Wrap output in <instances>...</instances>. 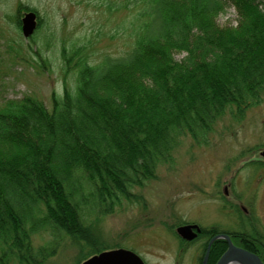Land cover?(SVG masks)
<instances>
[{"label":"trees","instance_id":"trees-1","mask_svg":"<svg viewBox=\"0 0 264 264\" xmlns=\"http://www.w3.org/2000/svg\"><path fill=\"white\" fill-rule=\"evenodd\" d=\"M120 2L135 27L122 53L96 60L84 46L63 47V91L50 108L33 95L0 104V264H44L64 238L81 247L76 264L120 248L104 244L89 218L140 204L138 190L184 140L206 143L220 121L264 103V0ZM230 6L237 25L221 27ZM29 11L35 40L44 24L36 10L20 5L15 24ZM240 226L235 245L264 264V230L250 215ZM42 233L54 241L36 248ZM218 233L203 230L202 256ZM226 250L215 241L208 264Z\"/></svg>","mask_w":264,"mask_h":264},{"label":"rangeland","instance_id":"rangeland-1","mask_svg":"<svg viewBox=\"0 0 264 264\" xmlns=\"http://www.w3.org/2000/svg\"><path fill=\"white\" fill-rule=\"evenodd\" d=\"M118 4L120 0H0V104L33 95L50 108L52 93L63 91V47L84 46L96 60L122 53L133 41L135 27L133 14ZM20 5L36 10L44 21L35 40L24 38L15 24ZM237 19L230 6L217 23L236 26ZM68 81L75 85L71 76ZM262 150L264 103L242 120L220 121L206 143L184 140L173 163L160 167L157 179L138 190L140 204L124 202L114 213L89 220L104 244L133 251L145 264H200L203 241L183 243L175 231L178 224L239 230L247 217L244 207L264 230ZM53 241L42 233L34 245L48 247ZM80 254L81 247L64 238L44 264H76Z\"/></svg>","mask_w":264,"mask_h":264},{"label":"water","instance_id":"water-1","mask_svg":"<svg viewBox=\"0 0 264 264\" xmlns=\"http://www.w3.org/2000/svg\"><path fill=\"white\" fill-rule=\"evenodd\" d=\"M37 15L34 12H27L21 19V30L23 37L28 39L32 37L37 29ZM264 158V150L260 152ZM200 228L197 225H181L177 227L176 234L184 241H193ZM225 240L227 250L223 253L216 264H263L258 255L234 245L228 235L221 234L213 237L207 247L203 264L208 263L210 248L216 240ZM81 264H145L144 261L133 251L123 248L103 251L94 255Z\"/></svg>","mask_w":264,"mask_h":264},{"label":"flooded vegetation","instance_id":"flooded-vegetation-1","mask_svg":"<svg viewBox=\"0 0 264 264\" xmlns=\"http://www.w3.org/2000/svg\"><path fill=\"white\" fill-rule=\"evenodd\" d=\"M224 195H225V197L226 198H228V187H225V190H224ZM234 207H236V205H233V208ZM241 210L245 213V215L246 216H249V211L246 209V208H244V207H241ZM181 225H197L199 228H200V233H198V235H197V237L193 240V241H191V243L192 242H197L198 241V239H199V237L201 236V234H202V232H203V230H206L207 228H204V227H202V226H200V225H198V224H195V223H186V222H183V224H181ZM180 226V225H179ZM221 234H225V235H228L229 237H230V239H231V241H232V243L235 245V243H234V241H233V238L234 237H236V235L238 234V230H235V231H228V230H222V229H220V233H218L217 235H221ZM217 235H215V236H217ZM214 236V237H215ZM212 239V238H211ZM210 239V240H211ZM210 240H209V242H210ZM222 240V239H221ZM217 241V240H216ZM223 241H225V240H223ZM187 242V241H186ZM209 242H208V244H209ZM226 242V241H225ZM208 244H207V247H208ZM226 244H227V242H226ZM213 245V244H212ZM212 247V246H211ZM227 247H228V245H227ZM210 250H211V248H210ZM206 251H207V248H206V250H205V253H206ZM205 253H204V255L202 256V260H201V264H203V260H204V256H205ZM209 255H210V253H209ZM201 259V258H200ZM208 261H209V259H208ZM208 264V263H207Z\"/></svg>","mask_w":264,"mask_h":264}]
</instances>
